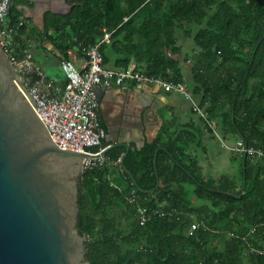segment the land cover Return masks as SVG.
Returning <instances> with one entry per match:
<instances>
[{
    "label": "trees",
    "instance_id": "1",
    "mask_svg": "<svg viewBox=\"0 0 264 264\" xmlns=\"http://www.w3.org/2000/svg\"><path fill=\"white\" fill-rule=\"evenodd\" d=\"M76 3L66 15L46 14L44 28L38 31L60 52L55 72L62 87L67 80L61 63L69 50L78 45L83 52L101 42L106 31L111 37L100 46L104 65L111 50L117 55L116 67L127 69L134 61L137 71L174 83L185 75L176 57L181 52L179 39H191L195 53L190 83L193 93L201 95L207 123L257 151L237 155V175L209 178L190 152L195 131L173 136L164 124L151 142L131 148L124 159L140 190L119 163L84 170L78 225L91 239L87 260L90 264H264V0ZM22 17L11 4L4 24L15 25ZM25 28L15 36L11 56L17 60L25 57ZM71 53L81 59L76 47ZM39 64L52 79L47 66ZM24 76L39 80L36 72ZM124 151L117 147L106 156L116 162ZM133 193L138 198L135 204L129 202ZM138 205L177 212L141 225ZM196 220L200 226L190 234Z\"/></svg>",
    "mask_w": 264,
    "mask_h": 264
},
{
    "label": "water",
    "instance_id": "2",
    "mask_svg": "<svg viewBox=\"0 0 264 264\" xmlns=\"http://www.w3.org/2000/svg\"><path fill=\"white\" fill-rule=\"evenodd\" d=\"M123 121L120 138L101 155L125 147L122 169L140 190L124 159L130 140L144 144L142 125ZM89 156L52 139L23 76L0 44V264H90L78 225L83 165Z\"/></svg>",
    "mask_w": 264,
    "mask_h": 264
},
{
    "label": "crops",
    "instance_id": "3",
    "mask_svg": "<svg viewBox=\"0 0 264 264\" xmlns=\"http://www.w3.org/2000/svg\"><path fill=\"white\" fill-rule=\"evenodd\" d=\"M72 3L75 5L77 4L76 0H68L67 4L65 0H12V4L16 5L17 9L22 13L23 17L20 20L23 19L25 21L24 26H26V28L23 37L25 43L28 44L25 48V55L26 51L31 53L33 64L39 66L45 75V80L43 82L40 81L41 83H39V86L47 95L58 96L64 89V87L59 84V72H55V69L60 67V62L58 60L60 52L54 44L47 39H44L45 36L43 34H38V31L42 32L44 28L46 14L53 13L57 15H66L75 6L73 5L71 8L67 7L68 4L71 5ZM188 43L190 44V47L186 48ZM179 44L181 52L178 53L176 57L180 59L182 66L184 67V79L189 82V90L192 94L191 98H187L183 93L178 91H166L163 87L158 85L151 83H136L130 79H127L120 85L112 82L109 86L98 87L97 94L100 100L99 122L106 131V137L103 139L105 145H101L99 149L114 144V140L120 138L119 132L124 124L123 119L127 118L133 121H138L142 125L141 134L144 144L132 139L128 142L131 148H142L147 142H151L157 136L164 124H167L169 127L168 133L173 136H175V133L178 136L189 135L191 131L194 130L196 139L193 141L194 145L191 147L190 152L193 156L198 158V149L199 146H202L204 155H206V152H208L207 132L210 131L205 126L208 123L207 119L203 116V114H206L205 110L200 105L202 100L201 95L196 96L193 93L192 85L190 83L192 75L191 68L193 65L191 58L193 55H189L187 50L192 49L194 51V44L191 39H185L184 37L179 39ZM74 47H76L81 59L76 55H72L71 50ZM82 53L83 52L78 45H74L69 50L68 58L72 57L75 58L76 61H81L83 63L84 57ZM107 56L108 62L105 64L106 67L110 69H122L116 67L115 62L117 55L113 51L108 50ZM40 61L53 73L51 74L52 79L46 77V73L39 64ZM130 66L135 67V62L132 61ZM24 72L34 73L35 70L33 68L30 70L25 69ZM24 72H22L24 83L26 85H34L36 82H32L29 77H25ZM65 78L67 80L66 76ZM208 125L212 130L215 127L214 124L211 123ZM131 128L134 127L132 126ZM210 135L212 134L210 133ZM139 136L140 134L138 133L137 137ZM123 148L125 149L123 153L124 155L126 148ZM240 154L241 153L236 152L235 157ZM121 158L116 162L112 161V163L108 165L111 166L119 163L122 167ZM198 160L204 174L207 167L212 170L211 166L207 165V161H202L199 158ZM210 176L214 177L212 175ZM219 176L220 175L215 178H218Z\"/></svg>",
    "mask_w": 264,
    "mask_h": 264
},
{
    "label": "built area",
    "instance_id": "4",
    "mask_svg": "<svg viewBox=\"0 0 264 264\" xmlns=\"http://www.w3.org/2000/svg\"><path fill=\"white\" fill-rule=\"evenodd\" d=\"M10 0H0V44L14 63L17 71L22 75L25 69H34L39 75V80L34 85H26L27 91L33 97L34 107L42 121L49 130L52 139L64 148L87 152L92 157H86L83 170L103 167L112 163L106 155H101L105 147L93 151L92 147H101L106 137L105 129L99 122L100 100L97 88L109 86L112 82L123 84L127 79L136 83H151L163 87L166 91H178L187 98L192 94L189 90V82L183 79L180 82H168L159 77L149 76L137 71L134 66L127 69H110L104 65V58L100 46L109 42L111 33L105 32L101 42L86 47L82 53L83 63L75 58H68L62 61V69L67 77V83L58 96L47 95L39 86L45 75L39 66H35L31 53L26 51L25 58L17 60L13 53V44L18 30L25 25V21L19 20L15 25L4 24L9 16ZM3 24V25H1ZM8 54V53H7ZM41 81V82H40ZM203 116H205L203 114ZM239 153H256L252 147H248L241 140L233 148ZM261 154V152H259ZM84 172V171H83ZM137 196L133 193L129 197L130 203H137ZM176 210H163L160 208H149L138 205V221L141 225L157 217L173 216ZM200 226L199 221H194L189 233Z\"/></svg>",
    "mask_w": 264,
    "mask_h": 264
},
{
    "label": "rangeland",
    "instance_id": "5",
    "mask_svg": "<svg viewBox=\"0 0 264 264\" xmlns=\"http://www.w3.org/2000/svg\"><path fill=\"white\" fill-rule=\"evenodd\" d=\"M190 47L188 46L186 48ZM187 50V49H185ZM189 55H194L192 49L187 50ZM199 115V114H198ZM208 133V144L206 155L202 146L198 149V158L202 161H207V165H210L212 170L208 167L205 169V174L211 178L210 175L216 177L218 175H237L238 162L236 159V152L233 148L237 145V137L235 135L225 134L219 127H214L212 132ZM210 133L212 135H210ZM239 153V152H238ZM90 237L86 236V242L90 241Z\"/></svg>",
    "mask_w": 264,
    "mask_h": 264
}]
</instances>
